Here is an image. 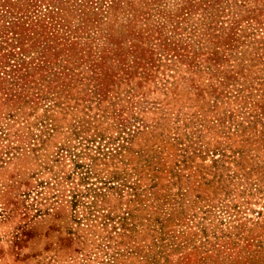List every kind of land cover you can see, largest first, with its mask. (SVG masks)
Segmentation results:
<instances>
[{
  "label": "rangeland",
  "instance_id": "obj_1",
  "mask_svg": "<svg viewBox=\"0 0 264 264\" xmlns=\"http://www.w3.org/2000/svg\"><path fill=\"white\" fill-rule=\"evenodd\" d=\"M247 3L229 47L203 37L103 90L71 54L19 51L32 20L0 0V264H264V0Z\"/></svg>",
  "mask_w": 264,
  "mask_h": 264
},
{
  "label": "trees",
  "instance_id": "obj_2",
  "mask_svg": "<svg viewBox=\"0 0 264 264\" xmlns=\"http://www.w3.org/2000/svg\"><path fill=\"white\" fill-rule=\"evenodd\" d=\"M12 1L13 8L32 20V24L27 22L19 27L23 32L19 51L24 52L23 44L33 40V46L41 47V63L61 52L71 54L90 72L101 77L99 86L103 90L116 71L127 74L133 67V70L139 69L145 74L146 68L159 59L186 61L184 52L187 46L195 48L205 40L203 37L218 40L227 32L219 41L227 48L234 37L239 36L236 31L240 20L255 14V8H250L247 0H242V3L232 0H176L172 9L166 8V4L152 7V4L163 0ZM199 9L202 11L200 22L183 28L184 23L192 21V13ZM224 10L228 15L230 13L229 27L221 25ZM73 21L77 24L71 27ZM214 29L222 33L217 35L212 32ZM68 33L73 34L72 40ZM182 35L195 39L188 43L187 39L181 38ZM215 55L213 61L217 62L219 57Z\"/></svg>",
  "mask_w": 264,
  "mask_h": 264
}]
</instances>
